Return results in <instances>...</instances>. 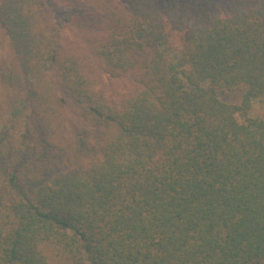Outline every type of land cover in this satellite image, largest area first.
I'll return each instance as SVG.
<instances>
[{
    "label": "trees",
    "instance_id": "16d2710c",
    "mask_svg": "<svg viewBox=\"0 0 264 264\" xmlns=\"http://www.w3.org/2000/svg\"><path fill=\"white\" fill-rule=\"evenodd\" d=\"M50 1L0 10L30 81L0 264H264V0H182L178 44L161 0H68L70 26ZM95 59L135 89L109 102Z\"/></svg>",
    "mask_w": 264,
    "mask_h": 264
},
{
    "label": "rangeland",
    "instance_id": "374dc122",
    "mask_svg": "<svg viewBox=\"0 0 264 264\" xmlns=\"http://www.w3.org/2000/svg\"><path fill=\"white\" fill-rule=\"evenodd\" d=\"M181 1L161 0L160 4L165 18L170 19L171 22H169L173 24L172 33L175 44H178L180 41L179 33L182 35L188 31V28L200 23L197 20H188L182 17L183 13L180 12ZM242 1L256 2L259 0ZM50 2L48 9L51 12L52 18L64 26H70L75 13L82 12L85 9L75 8L76 4L70 3L68 0H51ZM9 4H11L10 0H0V10L2 6ZM34 29L37 30V27ZM3 30L6 29L2 28L0 24V176L5 174L3 171L5 164L8 166V169H11L12 164L16 161L12 153L9 152L11 149H8L11 148L14 137L20 133L18 131L19 128L13 129L15 123L13 120L16 117L13 114L17 101L28 93L27 88L30 83L28 77L22 73L21 64L18 60V54H20L22 48L20 47L19 52L17 50L14 51L10 37L6 36ZM71 31L68 30L70 33ZM72 34L71 36H75ZM90 59L92 58H88V60ZM91 62L94 64L92 65L94 87L96 90L103 92L109 102L119 101L135 89L137 82L134 79V75H118L99 60ZM250 115L252 117L264 118V101H254ZM69 118L72 117L68 115L67 123H65L68 137L71 133V129L68 126ZM5 126L11 130L5 132Z\"/></svg>",
    "mask_w": 264,
    "mask_h": 264
}]
</instances>
